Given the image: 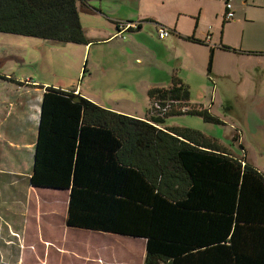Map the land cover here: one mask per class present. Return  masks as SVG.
I'll return each mask as SVG.
<instances>
[{
  "label": "trees",
  "instance_id": "1",
  "mask_svg": "<svg viewBox=\"0 0 264 264\" xmlns=\"http://www.w3.org/2000/svg\"><path fill=\"white\" fill-rule=\"evenodd\" d=\"M78 1L0 0V34L88 43ZM75 91L46 87L40 123L73 145L63 170L41 172L70 188L67 226L143 238L144 264H264V173L199 130L163 126L178 114L221 123L190 106L186 83L150 89L146 118ZM46 153L40 146L31 182Z\"/></svg>",
  "mask_w": 264,
  "mask_h": 264
},
{
  "label": "crops",
  "instance_id": "2",
  "mask_svg": "<svg viewBox=\"0 0 264 264\" xmlns=\"http://www.w3.org/2000/svg\"><path fill=\"white\" fill-rule=\"evenodd\" d=\"M227 2L231 3L234 10L232 19L224 17ZM77 7L88 43H55L35 37L0 34L1 42L8 44L7 47L12 46L17 49L14 51L10 48L9 53L5 49L4 53L0 54V75L21 82L18 84L0 77V199L2 187L5 186V191L13 193L14 201L16 200L12 182L3 184L2 178L6 176L9 181L16 176L30 178L33 175L35 148L37 154L40 146L46 147V143L53 139L50 125L42 127L40 124L46 87L53 86L66 91L76 89V93L79 90L58 87L44 79L34 78L31 71L34 62L38 59H46L45 55L52 52L55 47L63 50L76 49L81 70L86 57V62H90L93 47L95 53L101 50L108 51L111 49L110 44L115 43L120 37L121 40L126 41L117 43L124 42L126 47L112 50L114 56L121 61L119 68L122 72L137 73L135 70L148 68L152 60L161 56L167 60L171 55L169 61L173 65L169 69L171 76L165 73L162 78H171L172 81L173 78H179L189 86L190 91L191 82L187 76L184 77L182 68L184 57L179 51L184 50L193 57L196 61L194 66L200 68L205 67L197 62L194 52L205 50L209 53L210 51L212 62L209 65L210 69L206 70L207 80L215 86V91L221 89L220 104L229 101L232 105L231 112L234 116L230 124L239 132L241 145H243L245 127L253 135L254 146L250 149V153L247 147L241 146L245 151L244 161L264 173V0H82L78 1ZM208 12L211 13L208 17L212 20L216 19L217 23L201 30L198 24L194 25L193 18L200 19ZM126 22H139L140 25L137 29H129L119 34V24ZM160 26L170 31L165 38L159 37ZM234 30L237 36H233ZM191 37L200 42L190 39ZM166 46H168L167 51ZM123 50L125 53L121 57ZM36 51L37 57H35ZM61 58L63 54L58 53L57 62ZM13 60H16L15 64L19 67L10 66V70L9 67L3 68L6 61L13 62ZM133 61L146 64L133 68L131 66ZM98 63L95 66L100 67L102 73H107V66ZM20 70L29 74L24 75ZM180 71L182 75H179ZM164 86H150L147 90L165 88ZM244 89L249 91L248 94H244ZM231 90L233 92L229 93ZM78 93L82 95L81 90ZM199 94L204 96L202 91ZM223 95H226V98ZM191 99L190 93V103ZM215 99L213 98V103ZM209 109L210 112L212 107ZM210 113L222 124L228 123V119L220 114H213L212 111ZM261 139L262 144L259 142ZM52 142L59 149H63L64 144L67 143L63 140L59 143ZM252 152L256 155V159L253 155L250 156ZM68 199L69 195L65 199L63 210L65 222ZM144 258L145 251L141 264H144Z\"/></svg>",
  "mask_w": 264,
  "mask_h": 264
},
{
  "label": "rangeland",
  "instance_id": "3",
  "mask_svg": "<svg viewBox=\"0 0 264 264\" xmlns=\"http://www.w3.org/2000/svg\"><path fill=\"white\" fill-rule=\"evenodd\" d=\"M210 14L208 12L206 16H202L200 19L194 17V25L198 24L201 30L215 25L217 23L216 19H210L208 17ZM232 34L237 36L235 30ZM121 39L120 37L115 43L110 44L111 49L108 51L101 50L95 53L93 47L90 62H86V57L81 70L79 66L81 62H78L76 49L67 48V50H63L55 47L52 52L45 55L46 59H38L37 62H34L31 71L34 78L44 79L58 87L77 88L79 89L78 92L82 91L84 97L93 101L90 98L92 97L97 100L93 102L106 106V108L109 107L110 110L136 118H144L150 107L149 90L147 89L155 85H166L164 86L166 88L173 83L171 78H162L165 73L171 76V70H169L173 66L169 63L171 55L167 60L163 56L152 60L148 68L135 70L137 73L133 71L122 72V69L119 68L121 61L114 56L112 50L126 47L123 44L126 40ZM118 41L124 42L117 43ZM7 45L0 41V54L4 53L5 49L8 50V53L10 48L14 51L17 50L15 47H7ZM195 46H198V44H195ZM167 48L168 46H166V51ZM124 50L121 57L125 53ZM58 53L63 54V58L59 62H57ZM179 53H182L184 57L182 67L184 77L187 76L191 82L190 93L192 99L190 106L195 108L194 105H196L199 109L206 110H210L209 108L212 107V113L227 118L228 123L224 125L213 120H206L204 116L199 115L178 114L169 116L163 126H182L181 128L199 130L215 139L220 146L229 150L236 157L244 159L245 151L241 146L247 147L250 153V149L254 146V138L249 133L250 131L248 132L249 129L245 127L243 145H241L239 132L230 124V122H233L232 116H234L231 112L232 105L229 101H223L221 105L219 101L222 96L221 89L218 88L215 91V86L207 80L206 70L210 69V51L209 53L205 50L204 52L203 50L194 52L197 62L205 68L194 66L196 61L184 50L179 51ZM37 56L38 52L36 51L35 57ZM62 60L64 61L62 62ZM98 62L107 66V73H102L101 68L95 66V64H99ZM15 63L16 60H13V62L6 61L3 68L9 67L10 70V66L19 67ZM144 64L133 61L131 66L137 68ZM90 67H92L91 70ZM20 72L24 75L29 74L21 70ZM179 75H182L181 71ZM244 90V94H248L249 91ZM200 91L203 92L204 96L199 94ZM232 92V90L229 91V93ZM223 96L226 98V95ZM213 98H216L215 103L212 101ZM52 141L59 143L55 139L46 143V162L43 167L42 160H40L38 175L43 171L42 168L53 172L63 170L62 162L66 157L68 159L72 153V143L68 142L64 144L63 149H59ZM259 142L262 144V139ZM36 151L35 148L33 174L36 166ZM252 155L256 159L253 152L250 156L252 157ZM60 176L58 183L64 184V182H67V172H62ZM6 178L4 176L2 182L3 184L12 182L16 200L14 201L13 193L6 192L5 186H3L0 199V264L142 263L146 245L143 238L66 227V222L63 220V210L65 209V199L70 194V188L49 186L48 183L56 182V179L53 180L52 177H48L47 173H41L35 182H31V178L24 176H16L10 181Z\"/></svg>",
  "mask_w": 264,
  "mask_h": 264
},
{
  "label": "built area",
  "instance_id": "4",
  "mask_svg": "<svg viewBox=\"0 0 264 264\" xmlns=\"http://www.w3.org/2000/svg\"><path fill=\"white\" fill-rule=\"evenodd\" d=\"M225 19H232L234 17V10L232 8L231 3L227 2L226 3V11L224 13ZM140 23L139 22H126V23H120L119 24V34L129 30V29H137L139 27ZM159 32V37L160 38H165L166 36L169 35V30L165 27L160 26L158 29ZM157 108L159 109V105L157 104Z\"/></svg>",
  "mask_w": 264,
  "mask_h": 264
}]
</instances>
